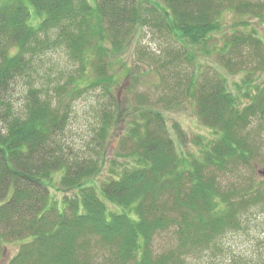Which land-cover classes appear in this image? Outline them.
Listing matches in <instances>:
<instances>
[{
  "label": "trees",
  "instance_id": "16d2710c",
  "mask_svg": "<svg viewBox=\"0 0 264 264\" xmlns=\"http://www.w3.org/2000/svg\"><path fill=\"white\" fill-rule=\"evenodd\" d=\"M226 14L244 21L223 38L220 71L192 76L185 91L211 142L190 158L157 104L127 108L135 117L125 140L131 162L98 185L102 157H83L66 141L71 105L88 93L112 102L110 57L139 30L183 49L161 57L162 71L170 72L192 65V49L222 32ZM260 30L264 0H0V264L9 242L18 251L4 264H192L191 257L243 229L264 207L256 174L264 159ZM52 50L66 54L70 73L54 69ZM170 103L162 96L158 104ZM120 110L115 100L101 117L93 136L99 153ZM57 174L65 191L59 200L50 184ZM226 177L244 185L227 188Z\"/></svg>",
  "mask_w": 264,
  "mask_h": 264
},
{
  "label": "rangeland",
  "instance_id": "374dc122",
  "mask_svg": "<svg viewBox=\"0 0 264 264\" xmlns=\"http://www.w3.org/2000/svg\"><path fill=\"white\" fill-rule=\"evenodd\" d=\"M153 2H159L163 5V0H153ZM243 21L242 16L226 14L221 22L222 32L214 34L213 40L211 39L204 46L201 45L192 49L194 53L193 59L190 61L192 65L183 63V65L178 66L179 68L175 67L170 72L162 71L159 63L164 59L166 53L169 57L174 58L183 49H180L179 45L170 38L149 29L139 30L128 41L124 51L118 57H110L111 69L109 74L113 76L115 81L112 86L113 97L119 101V107L123 111L120 110L119 120L114 123L115 126H112L110 130L104 151L98 152L99 146L95 145L93 136L101 126V117L115 108L113 98L112 102H102L103 99L107 100V98L93 93L84 94L83 98L71 105L73 111L65 136L67 143L76 148L83 157L94 159H96L95 155L102 157L104 161H99V163L103 164V170L97 179L98 185L114 176L115 173L121 172L131 162L128 154L133 146L132 143L125 140L130 132L128 122L135 121V117L127 108L142 110L147 106L157 104L155 107L164 114L168 130L178 145V149L185 155H190V158L197 157L204 146L211 142L214 136L199 120L194 99L188 95L185 97L186 86L192 76L199 77L201 73L209 69L220 71L221 64L216 54L221 50L223 38L234 30L242 29L240 24ZM248 21L252 22V20ZM259 32L260 35L264 34L263 30ZM48 55L47 59H51L52 64H57L54 69L60 74V69L65 70V72H67L66 70L72 71L73 66L69 64L63 51L52 50ZM46 64L50 65L48 62ZM42 70V78H47L46 68L44 67ZM86 74L90 75L88 68ZM161 74L165 75L164 81ZM177 82H182V86L176 85ZM167 84L173 85V87L169 86L171 90L165 88ZM162 96L171 100L172 105L158 104ZM104 106L105 109H102ZM261 160L262 162L256 172L259 176L257 180L259 185L264 184V159ZM242 175L249 177L252 174L249 169H246ZM60 181L61 174H57L50 183L52 195L58 200L65 193L61 190L63 188ZM238 181L242 182L241 186L244 185L241 178H237L236 183H230L232 180L226 177L223 183L227 188L230 184H235L241 189ZM17 245L13 242L8 243L2 264L17 253ZM166 245L167 241L162 240V247H166ZM218 245L217 248L191 257V263L264 264V207L255 209L249 215V219H246L243 229L236 233H228L218 241Z\"/></svg>",
  "mask_w": 264,
  "mask_h": 264
}]
</instances>
